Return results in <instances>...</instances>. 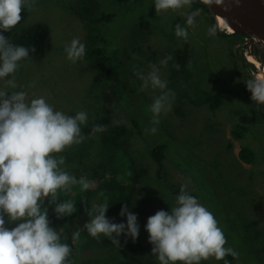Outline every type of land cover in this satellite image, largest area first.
<instances>
[{
  "label": "rangeland",
  "instance_id": "1",
  "mask_svg": "<svg viewBox=\"0 0 264 264\" xmlns=\"http://www.w3.org/2000/svg\"><path fill=\"white\" fill-rule=\"evenodd\" d=\"M102 1L110 5L113 11H118L120 19L118 22L99 26L101 39L96 45L100 44V48L105 47L115 56L116 69L120 72L119 78L123 80L120 83L122 95L117 94L116 98L108 85H96L97 70L93 62L95 58L92 56V34L76 13L81 0H33V8L26 25L43 23L50 28L51 35L46 47L48 52L41 62L32 60L21 64L14 74L18 87L12 90H26L30 98L43 97L55 110L68 115L85 112L87 121L83 126L107 121L111 126L125 125L129 130L135 131V135L131 137L130 148L132 156L140 168L146 171V175L142 191L135 190L137 185L125 190L132 196L130 202L134 214L140 210L155 213L159 210L170 211V207L175 206L182 185L186 186L188 193H196L199 187L186 167H179L172 157L164 160L166 173L163 174V180L157 179L158 164L151 156V150L157 141L168 139V145H177L179 150L180 146L174 140L180 141L184 154L198 164L201 177L205 176L206 171L211 178L225 171L223 181L230 186L232 195L231 201L227 203L229 208L226 211V205L220 208L215 204L211 206L217 213L236 216L237 219L249 216L247 222L236 227L239 232L244 229L251 231L254 223L256 224V243L253 249L250 242L241 243L237 235L233 238V243L235 248H241L239 252H247L243 256L251 261L250 264H257L253 261L251 252L255 253L256 260H262L263 263L264 247L261 245L264 244V105L251 99L246 82L263 75L264 57H260L254 49L251 54L258 59L253 58L249 53L250 44L246 45L247 49L241 48V44L232 46L231 42L220 34L215 32V35H210L209 29L213 28L209 22L211 16L203 9L193 11L187 5L181 9L156 13L154 0ZM189 12L196 13L195 23L192 26L185 25L188 31L187 39L179 38L175 35L174 28L177 24L186 23L184 17ZM138 25L140 32L135 36L132 28ZM218 26L220 27L219 24ZM221 31L225 32L224 34L231 33L223 28ZM73 38H78L86 46L85 56L75 63L67 59L65 52L66 46ZM245 38L251 39L249 35H244L243 41ZM108 41H113V44L109 45ZM185 46L191 50L193 61L190 66L191 79L183 81L187 73H176L175 65L178 64L175 62L174 52ZM169 55L172 59L168 61L167 66L159 65V61ZM242 57L247 63H252L255 69L247 67ZM153 63L160 68L161 78L168 81V89L175 94L171 110L161 115L159 125L149 122L152 116L149 105L153 102V97L160 92L151 88L140 91L142 81L136 74H146L151 70L150 65ZM197 87L212 93H222L221 107L213 110L208 105L192 104L190 101L195 100L189 98H193ZM103 94L106 95L100 99ZM99 99L105 101L104 105L100 106ZM132 115L141 116V122L146 129L155 126L157 131H148L145 136L139 135L135 130ZM237 125L246 128L241 138H236L233 133ZM229 144L232 147H229ZM242 147L250 148L256 153L255 163L248 165L239 159ZM64 170L70 171L77 179L83 178L89 182L90 187L85 192L94 193L97 190L100 183L97 173L99 170L88 167L87 164L82 167L76 165L75 168H69L68 165ZM87 197L90 198L83 193L73 199L80 198L83 201L87 200ZM64 198L60 200L63 201ZM225 199H230V196ZM90 200L97 206L107 199L96 196ZM198 201L210 211L203 199ZM52 208L54 206L50 207V211ZM113 221L115 222L114 219ZM217 223L219 224L218 221ZM6 226L14 227L15 224ZM77 230L80 231L78 240L87 237L84 234L88 233L82 226L73 227L70 232ZM77 239L72 241L78 247L84 240ZM85 254L93 258L96 252L87 251ZM142 260L145 264H151L153 260L159 264L152 252H147ZM208 262L217 264L219 261L209 258ZM236 262L249 264L242 259H237Z\"/></svg>",
  "mask_w": 264,
  "mask_h": 264
},
{
  "label": "clouds",
  "instance_id": "2",
  "mask_svg": "<svg viewBox=\"0 0 264 264\" xmlns=\"http://www.w3.org/2000/svg\"><path fill=\"white\" fill-rule=\"evenodd\" d=\"M192 2L154 0L153 3L158 13L181 9ZM32 6L33 0H0V264H66L71 248L68 243L61 242L57 231L50 226L45 201L54 206L57 219H61L74 213V205L71 201H61L58 190L77 183L83 190L90 187L88 181L78 180L61 167L65 163L63 155H54L85 139L81 125L86 124L87 114L80 111L68 115L55 110L43 97L30 98L26 90H12L18 87L14 74L19 62L29 56V49L11 43L4 33L19 24L22 10H30ZM195 15L189 12L184 17L186 23L175 26L177 37L187 39L185 25H194ZM26 23L27 20L24 25ZM215 32V27L209 29L210 35ZM32 51L35 52L34 47ZM65 52L67 59L75 63L85 56L86 46L78 38H73ZM171 59L169 55L161 59L159 65L166 67ZM175 67L179 69V65ZM150 69L146 74H136L142 81L140 91L151 88L160 92L149 105L151 123L159 125L161 115L171 110L175 94L168 89V81L161 78L157 64L150 65ZM246 86L251 99L264 105V77L249 79ZM104 131V125L93 128V132ZM145 131L155 133L157 127ZM108 209L107 200L99 207L85 208L89 220L83 229L93 238L101 235L109 238L118 247L117 238L121 234L135 241L140 231L137 215L124 204L119 215L126 217V224L115 223L107 218ZM73 227L69 226L67 236L72 235L75 240L80 231L71 233ZM144 227L153 246L151 252L159 264H200L209 258L228 264L227 255L238 256L234 249L225 247L226 238L214 215L183 185L175 206L170 207V211L159 210L148 217Z\"/></svg>",
  "mask_w": 264,
  "mask_h": 264
},
{
  "label": "trees",
  "instance_id": "3",
  "mask_svg": "<svg viewBox=\"0 0 264 264\" xmlns=\"http://www.w3.org/2000/svg\"><path fill=\"white\" fill-rule=\"evenodd\" d=\"M189 6L193 11L203 9L205 13L211 16L209 22L212 23V27H215L216 33L230 41L232 46L239 45V43L243 42L244 34L235 33L233 35H229L224 34L225 32L220 30L215 18L213 17L212 11L205 2L201 0H193ZM32 8L30 10L27 8L22 10V19L19 24H17L9 32L4 33L9 38L11 43L23 45L29 49V56L19 62L20 66L23 62H31L32 60H34L33 62H41L46 57L48 52L46 42L49 40L51 35L49 27L43 23H37L32 27L24 25L25 21L28 20L31 14ZM109 9H112V7L105 4L102 0H81L80 7L76 13L81 18L83 25L88 28L89 33L92 34L94 42L92 47V56L95 58V61L93 62L95 63V68L97 70V74L95 76L96 85H108L117 98V94L122 95L120 83L123 82V80L121 81L119 78V70L116 69L117 60L114 58V55H111L106 50L105 47L100 48V44L96 45L101 39L99 36V26L115 23L120 19L118 11ZM139 29V25L135 26L132 28V33L136 36L138 32H140ZM108 42L109 45L113 44V41ZM33 47L35 48V52L32 51ZM174 56L175 62L179 65V69L176 68V73L178 75H183L186 71L187 76L183 79V81L190 80V66L193 61L191 50L188 46H185L177 49L174 52ZM242 59L246 63L247 67L255 69L251 64L247 63L243 57ZM20 66L18 68H20ZM199 89L201 88L197 87L195 93L193 94V98H189L195 100L190 101L192 104L196 106L208 105L210 109L213 110L221 107L223 103L222 93H212L201 89V92L197 95L196 93ZM105 95L106 94H103V96L99 98L101 99ZM100 99L99 103L100 106H102L105 101H100ZM183 114L184 113L182 112V115ZM132 117L134 118L133 122L135 130H137L139 135L145 136L146 128L144 127V123L141 122V116L137 117L132 115ZM151 118L152 116L150 117L149 122H151ZM96 125H104L106 127V131L93 132V128ZM147 126L150 127L149 125ZM245 131L246 128L237 125L233 133L236 138H241ZM81 132L85 139L80 144H73L72 146L66 148L63 153L54 155H63L65 157V163L61 166L63 169H65L68 165L69 168H75L76 165L82 167L87 164L88 167L99 170L97 173L99 175L100 183L97 190L94 193L85 192L79 183L72 185L68 189L58 190L57 195L59 198L65 197L63 201H71L74 205V213L70 216H64L61 219H57L54 208L50 211L51 206H49L47 201H45V207L48 208L50 226L57 231L61 238V242L68 243L71 248V253L66 264H145L142 257L147 252H151L153 246L148 241L149 233L145 230L144 226L147 223L148 217L155 214L153 211L140 210L136 213L138 218L137 222L140 227L139 236L135 241H133L131 237H126L124 234H121L117 238L119 240V247L103 235L98 238H93L89 234H84L87 235L86 238L81 240L77 239L78 241L84 240L77 247L72 241V235L67 236V231L70 225L74 227H83V225L88 222L89 217L85 212V208H96L101 205L99 204L96 206V204L90 200V198L92 199L96 196H100V198L102 196L107 199L109 209L106 216L108 219H114L115 223L123 222L126 224V217H121L119 215L121 207L124 204H127L129 211H131V208L133 209V207L130 202L132 196L131 194L128 195L125 190L130 188L132 185H137L138 188H135V190H139L140 192L144 189L145 184L144 177L146 175V171L141 169L137 164L136 159L132 156L130 148V146L132 147L131 137L135 135V131L133 129L129 130L125 125L111 126L107 121H105L101 124L93 123L86 126L81 125ZM169 134L171 135V133ZM174 141L180 146V150L177 145L172 143L169 146L168 143L170 141H168V139L155 142L156 144L151 150V156L154 162L158 164L157 179L159 181L163 180V174L166 173L164 160L167 157L174 158L176 161L173 162H175L179 167L185 166L186 169L194 176V180L199 184L197 192L189 194L197 199H203L206 205L210 208L211 213L216 217L219 222V227L225 234V246L234 249L238 253L237 257L227 255L225 260L228 261V264H237L236 260L242 259L250 264L251 261L243 256V254H246L247 252H239L241 248H235L233 238L237 235V239L241 243L245 244L250 242L252 246L251 248L253 249V246L256 243V224L254 223L251 231L244 229L239 232L236 225L247 222V218L249 216L237 219L236 216L227 215L225 213H217L218 211L211 206V204H215V206L220 208L226 205V211L229 208L227 203L231 201L232 195L229 191L230 186L224 184L223 181L225 178V171L218 173V177L213 176L212 178L206 171L204 172L205 176L201 177L198 164L195 161L189 160L187 155L184 154L180 141ZM229 147H232V145L229 144ZM256 158V153L250 148L242 147L239 152V159L248 165L255 163ZM65 171L72 175L70 171ZM83 193L89 195L90 198L87 197V200L83 201H81L80 198L73 199L76 195H81ZM101 193H103V195H100ZM227 196H230V199H225ZM231 211L233 212V210ZM131 212L134 213V211ZM75 215L80 218H76ZM113 236H115V234H113ZM261 247H264V244H262ZM87 251H95L96 255L93 258L92 256H86L85 252ZM251 255L254 256V262L257 264H264V262L262 263V260L258 261L255 259V253L251 252ZM151 264H156V261L153 260ZM200 264L212 263H209L208 260H202ZM217 264H224V261L221 260Z\"/></svg>",
  "mask_w": 264,
  "mask_h": 264
},
{
  "label": "water",
  "instance_id": "4",
  "mask_svg": "<svg viewBox=\"0 0 264 264\" xmlns=\"http://www.w3.org/2000/svg\"><path fill=\"white\" fill-rule=\"evenodd\" d=\"M214 18L218 14L230 24L236 25L234 33L251 34L264 41V0H201Z\"/></svg>",
  "mask_w": 264,
  "mask_h": 264
},
{
  "label": "bare ground",
  "instance_id": "5",
  "mask_svg": "<svg viewBox=\"0 0 264 264\" xmlns=\"http://www.w3.org/2000/svg\"><path fill=\"white\" fill-rule=\"evenodd\" d=\"M217 18V21H218V24L220 25L221 28L223 29H226L228 30L229 32L233 33L235 32V28L238 29L237 27V23H235L236 25H233V24H230L229 22H227L224 17L220 14H218L216 16ZM246 35H249L251 39L253 40H260V41H263L261 40L260 38L258 37H255L254 35H251V34H246ZM264 42V41H263ZM251 58V57H250ZM255 63L257 64V66L259 65V63L257 61H255ZM250 64V63H249ZM252 64V63H251ZM262 74V73H261ZM264 76V72H263V75L259 76V77H263Z\"/></svg>",
  "mask_w": 264,
  "mask_h": 264
},
{
  "label": "built area",
  "instance_id": "6",
  "mask_svg": "<svg viewBox=\"0 0 264 264\" xmlns=\"http://www.w3.org/2000/svg\"><path fill=\"white\" fill-rule=\"evenodd\" d=\"M253 42L255 44H253ZM250 44V54L253 52L254 49H256L259 53L260 57H264V42L260 40H251L249 38H245L244 42L241 43L242 48H246V45ZM257 45V46H256ZM252 55V54H251ZM253 58L258 59L256 56L252 55Z\"/></svg>",
  "mask_w": 264,
  "mask_h": 264
}]
</instances>
